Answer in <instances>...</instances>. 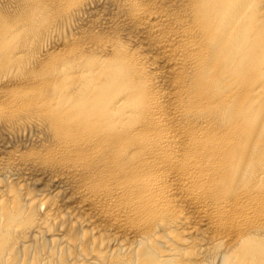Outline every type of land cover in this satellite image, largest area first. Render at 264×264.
I'll return each instance as SVG.
<instances>
[{
	"label": "bare ground",
	"instance_id": "1",
	"mask_svg": "<svg viewBox=\"0 0 264 264\" xmlns=\"http://www.w3.org/2000/svg\"><path fill=\"white\" fill-rule=\"evenodd\" d=\"M0 264H264V0H0Z\"/></svg>",
	"mask_w": 264,
	"mask_h": 264
}]
</instances>
